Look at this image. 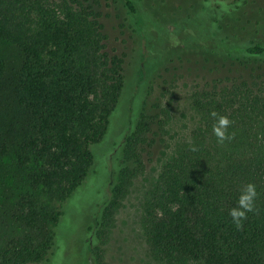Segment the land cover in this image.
<instances>
[{
  "label": "trees",
  "instance_id": "1",
  "mask_svg": "<svg viewBox=\"0 0 264 264\" xmlns=\"http://www.w3.org/2000/svg\"><path fill=\"white\" fill-rule=\"evenodd\" d=\"M199 1L210 34L195 39L198 6L178 2L174 18L156 15L172 50L153 67L149 14L167 0H0V264H49L57 244L68 260L108 264L114 210L164 132L162 113L148 112L155 80L235 51L244 74L194 86L199 125L148 192L142 229L161 264H264V0ZM112 14L139 76L126 102L129 53L106 33ZM212 111L233 121L231 139L217 141ZM248 183L259 195L237 229L229 210ZM74 203L88 210L72 215ZM4 219L25 232L4 235Z\"/></svg>",
  "mask_w": 264,
  "mask_h": 264
},
{
  "label": "rangeland",
  "instance_id": "2",
  "mask_svg": "<svg viewBox=\"0 0 264 264\" xmlns=\"http://www.w3.org/2000/svg\"><path fill=\"white\" fill-rule=\"evenodd\" d=\"M154 1L160 2L161 0ZM178 2H181L187 8L194 4L198 6L196 9H193V13L189 14L199 30L194 35L195 39H202L210 34L206 32L204 27L199 26L200 21L206 19V15L201 12L199 0H167V2L158 6V11L153 10L149 14L150 23L152 26L155 25L152 31H150V46H153L154 56H156L155 63L152 65L153 67L165 59L168 50H172L165 44L166 36L164 33H160L161 29L157 23L156 15H159V13L165 14L162 18L163 22L174 18L171 15V11ZM183 16L182 14L178 15L179 18H183ZM121 23L120 17L112 14L107 21L106 30L110 39L119 46L124 44L119 34ZM182 34L183 32H181ZM189 40L193 41L191 38ZM131 44H133L132 41L128 45L130 46ZM110 46L114 45L111 44ZM120 50L121 53L125 51L129 53L127 63L131 68L129 85L124 97V102H126L139 76L137 72H134L135 66H132L133 57H131V50L127 49L125 44ZM233 54L234 59H228L227 57L220 58L214 55L211 57L207 56L204 62L193 61L170 65L169 69L164 71L155 80L150 95L148 112L150 114L162 113V116L166 120L164 132L161 139H158L154 143L149 152L143 154V169L141 173L127 181L126 193L114 210L111 223L106 230L103 245L105 261L108 264H161L153 258L142 229L147 194L157 182L163 165L180 148L191 142V133L199 125L200 116L191 100V94L196 83L217 77L239 76L245 73L244 66L238 62L244 61L242 52L235 51ZM135 107L137 108V104ZM124 108V104L121 105L118 114L124 111ZM122 113L124 114V112ZM7 160L4 157L3 163H6ZM3 169L4 167L0 168L2 173L5 172ZM6 179L3 182L0 178V187L2 189L8 184ZM83 205L84 203L72 204L70 208L71 214H74V209L78 213L81 210H88L87 208H83ZM85 222L82 223L81 227H84ZM1 230L8 237H15L25 232L22 227L13 224L8 219H4ZM70 241H67V243L69 242L68 245H70ZM63 251L61 245L57 244L55 254L49 264H60L61 260L72 264L74 262L76 264H87V261L81 260V256L75 258L77 255L71 256V259L68 260L65 248H63Z\"/></svg>",
  "mask_w": 264,
  "mask_h": 264
},
{
  "label": "clouds",
  "instance_id": "3",
  "mask_svg": "<svg viewBox=\"0 0 264 264\" xmlns=\"http://www.w3.org/2000/svg\"><path fill=\"white\" fill-rule=\"evenodd\" d=\"M209 115L215 121L212 132L217 141L223 143L225 140L231 139L228 130L233 121H231L228 116L220 115L215 111L210 112ZM258 195L257 187L253 183H248L241 189L236 206L229 210V216L237 229H242L243 221L247 219L248 213L255 211Z\"/></svg>",
  "mask_w": 264,
  "mask_h": 264
}]
</instances>
